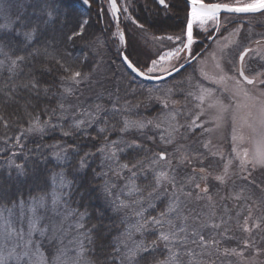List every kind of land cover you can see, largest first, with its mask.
I'll return each mask as SVG.
<instances>
[{"label": "snow or ice", "instance_id": "obj_1", "mask_svg": "<svg viewBox=\"0 0 264 264\" xmlns=\"http://www.w3.org/2000/svg\"><path fill=\"white\" fill-rule=\"evenodd\" d=\"M62 3L0 0V13L9 18L0 23V124L5 132L16 124L20 133L15 139L21 149V137L60 133L61 141L48 147L57 165L70 170L73 180L76 174L91 171L93 160L101 161V170L94 174L103 179L98 191L107 210L120 214L126 227L118 243L101 246L97 254L93 237L102 238V233L94 232L95 225L86 227V209H67L72 181L64 171L57 172L51 196L31 198L27 213L22 197L11 201L18 209L15 213L0 203L3 247L11 245L7 256L0 254V264L13 259L15 264H109V258L118 259L119 264H257L256 257L264 255V179L258 178L264 176V63H260L264 53L259 47H245L234 59L230 44L219 43L227 37L211 32H220L221 10L264 12V0L235 5L190 0L191 11L181 35L152 36L153 41L172 42L174 48L158 51L143 69L130 54H121L133 79L176 78L177 73L192 69L185 78L187 92L182 90L185 81L180 88L147 92L145 99L160 110L152 119L135 111L139 104L127 99L121 103L115 92L97 91L95 98L82 99L86 89L100 85L99 65L89 63L86 55H71L76 45L88 40L84 31L88 22L69 26ZM158 3L164 10L171 7L166 0ZM109 4L113 17L119 19L123 13L147 35L144 23L129 14L128 4L118 6V0ZM82 5L90 7V0H82ZM26 6L31 14H25ZM209 22L207 38L217 47L211 53L197 54L194 24L204 28ZM117 36L125 43L123 33ZM249 53L252 57L245 62ZM205 57L214 63L216 75L210 77L204 71ZM205 81L216 87L206 86ZM241 107L250 109V119L251 109L258 112L253 122L245 120L247 135L238 131ZM226 123L234 156L214 172L213 158L224 161L225 154L213 137ZM112 132L120 134L117 139L109 140ZM253 136L257 138L250 153L241 146ZM149 141L164 147L152 150ZM12 155L22 157L20 162L9 161L17 179L35 173L39 160L23 153ZM8 175L11 178L13 172ZM6 195L0 188V201ZM42 212L53 216L46 221Z\"/></svg>", "mask_w": 264, "mask_h": 264}, {"label": "trees", "instance_id": "obj_2", "mask_svg": "<svg viewBox=\"0 0 264 264\" xmlns=\"http://www.w3.org/2000/svg\"><path fill=\"white\" fill-rule=\"evenodd\" d=\"M76 1L79 2V0H65V2H63V6L60 7L68 17L65 23L71 27L73 23H76L77 25L78 22L87 20L88 23L84 25V31L85 35L88 37V40L84 41L82 44L76 45L72 49L71 55L73 57H81L86 55L88 56L89 63H93V65L98 64L100 65L99 67L108 69L107 75L99 79L100 85L105 87L104 89L107 90L101 91L98 89H91L92 92H90L86 89L85 96L82 99L89 101L95 98L97 91L106 93L115 92L120 97L121 103L127 99L131 100L133 104H139V107L136 108L135 111H138L143 115L146 114V118H149L151 115L149 112H147L148 110H146L147 106L145 107L147 100L145 99L144 92L139 90L138 85L142 83L144 86H150V84L140 82L137 78L133 79L132 83L127 81L130 76L133 78V75L130 74L124 65L122 66L123 68L118 66L119 55L122 51L117 42L115 43L111 37L113 32L109 31L115 28L114 24L109 22L106 16L104 17L106 18V22L108 21L107 23H109V27L105 28L102 24V10L103 13L107 12L106 7H103L104 3L102 5L100 4L97 10L92 9L82 16L83 13H81V11L79 12L76 8ZM90 1L95 2L93 0ZM144 2V5H141L142 3L138 4L136 18L140 23H144L146 31L152 36H177L186 30L188 9L183 0H167V2L171 5L169 10L159 9L153 0H145ZM147 7L149 10H152L148 12L145 9ZM29 8L30 7H28L26 10ZM30 13L26 12L25 14L27 15ZM146 13L149 15L152 14V16L149 17ZM104 30H107V32ZM123 30L128 41V54H130L131 59H133V61L143 69V66L149 63L151 60L150 54L145 49H143L139 42L135 39L133 31L135 29L133 27H123ZM203 36L204 35L199 32L195 31L194 33L195 39L209 43L210 39H207V37L202 38ZM101 42H104V44H101ZM198 42L193 46V50L197 54L204 48V46ZM109 43H112L114 47H110ZM111 62L112 65L110 67L105 65V63L109 64ZM119 68H122V71L118 72ZM186 73L183 75L180 74L176 78L172 79L171 82H174L180 78L182 79ZM4 76L6 77L7 73H5ZM2 83L3 79H0V84ZM94 85L92 88H96ZM94 91L95 94H92ZM8 112L10 113L11 109H9ZM5 115L6 118L11 119V117L8 116V113ZM16 123L23 122L17 121ZM24 126L27 127V124L24 123ZM89 131L92 130L90 129ZM19 133L20 129L15 123L11 124L6 132L3 125H0V188H2L4 192L8 193V195H6L4 200L0 201V203L6 205L9 209L15 208L11 201H14L17 197H22L25 204L30 202L31 198L33 197H39L41 195L48 196L52 191L51 178L58 171L55 170V164L57 163L54 164V162H51L53 150L48 146L61 141L60 133L52 132L43 137H21V141L24 144L23 149H21L16 143L15 138L19 136ZM93 135H95L94 132ZM119 135L120 134L118 132H112L109 136V140H113L114 138L116 139ZM6 138L7 143H5ZM88 147L90 150L94 151V149L91 148V145ZM148 147L152 150H161V145L152 144L151 141L148 142ZM14 152L30 155L33 159L40 161L39 166L36 168L34 174L17 179L14 170L9 167V161L11 159H16L17 162H20L22 157H13L12 153ZM100 164L101 161L93 160L92 170L87 173L76 174L77 178L75 180L72 179L71 175H68V171L70 170L63 169L64 172H67L68 179L72 181V187L70 191L71 202L74 205L72 208L77 209L80 212H84L86 209L88 214L86 220L84 221L86 227L90 228L95 225L96 228L94 229V232L102 233V238L97 236L93 237L95 240L97 254L100 253L101 246L109 248L110 246L118 243V238L124 231L122 222L120 220V214L107 210L108 206L104 200L102 192L98 191V189H100L103 185V179L99 175L94 176V174L99 173L101 170ZM5 165L7 169L6 171H3L2 169ZM93 166H95L96 169ZM9 172H13L11 178L8 175ZM258 178L264 179V176H259ZM70 197L68 201H70ZM101 209H104L103 215H99ZM232 246H236L234 242ZM256 262L257 264H264V255L256 257ZM109 264H119V260H112L109 258ZM217 264H219V262H217Z\"/></svg>", "mask_w": 264, "mask_h": 264}, {"label": "rangeland", "instance_id": "obj_3", "mask_svg": "<svg viewBox=\"0 0 264 264\" xmlns=\"http://www.w3.org/2000/svg\"><path fill=\"white\" fill-rule=\"evenodd\" d=\"M142 1H145V0H121V3H122V6L125 4H128V6H129L128 12L133 17V12H135L137 10L138 4L142 3ZM63 2H65V0H63ZM238 2L249 3V2H252V0H238ZM75 3L77 4L78 2L76 1ZM62 6H63V3L61 4V7ZM27 8L28 7L26 6V9ZM76 8L81 9V6H79V4H78L76 6ZM26 12H27V10H26ZM102 12H103V10H102ZM108 13L110 14L111 12H108ZM123 19H124V21L129 22V20L127 19V17L124 14H123ZM219 19H220V23H221L220 32L216 33L213 31V32H211V35L217 36V37H220V36L227 37V40L219 39V43L220 44H225V43L230 44V46L232 48V57L234 59H238L239 54L243 51V49L245 47H251L253 49L259 47L261 53H264V15H261L260 17H254V18L247 19L246 21H248V23H249L247 26H245V25L244 26H241V25H236V26L234 25L233 26L232 25V19L233 18H230V17H219ZM8 20H9V18L7 16H4L2 13H0V23H7ZM104 20H106L105 17H104ZM107 22H106V27H109V25H108L109 23H107ZM132 27L135 29V30H133L135 39L139 42L140 46L150 54V59L154 58L158 51L159 52H166V51H169L175 47V45L169 41H163L162 43L157 42V41H153L152 35L150 33L147 32V35H145L143 30H141L135 26H132ZM205 29L211 30V23L210 22L205 24L204 28H201L198 23L194 24V30L196 32H199V33L204 35L202 38L208 37V35H209V31H205ZM113 34H116V32H113ZM113 38H114V36H113ZM257 41L260 42L259 45L256 43ZM101 44H104V42H101ZM109 45H110V47H114V45L112 43H109ZM216 47H217V45L214 44L212 41V44L209 46V50L207 52L211 53V51H213ZM111 49H114V48H111ZM250 57H252V53L249 54V56L246 58L245 62H248ZM205 59L207 60V64L205 66L204 71L210 77L216 75L217 70L214 66V63L210 59H208L207 57H205ZM260 63H264V60H261ZM254 66H258V65H254ZM122 68H119L118 72L122 71ZM191 72H192V69H190L184 75V77L182 79L180 78L174 82H170L167 84L161 83L159 85H150V86L145 85L144 86L141 83L138 85L139 90H142L144 92V95L146 96V94L149 90L168 89V88H172L174 86L177 88H180L181 82L185 81V78L188 77L191 74ZM107 73H108V69H104L103 67H99V69L97 71L98 79H101ZM127 81H130L132 83L133 78H131V76H130V78H128ZM204 83L206 86L216 87L215 85H210L209 82H207V81H205ZM228 84L230 87L232 86L231 82H228ZM94 86L96 88H91V89H98L101 91L107 90V89H104L105 87H103V86L101 87V85L95 84ZM248 87L250 88L251 86H248ZM91 89H87V90L92 92ZM182 90L184 92H187L189 90V85L186 81L183 84ZM92 94H95V91ZM84 101H86V100H84ZM241 103H243V101H241ZM145 107L147 108L146 110H148L147 112H149V114L151 115V116H149V118H146V114L143 115L146 119L154 118L155 116H157V114L160 111L158 106L154 102H148L147 101V103H145ZM249 111H250V109L245 108V107H241L239 109V112H238V119H237L238 131L240 129H242L245 135H247L249 132V129H248L247 125L245 124V120H247L248 123H251V122H253V120L258 118V112L256 109H251V113H252L251 119L249 118V115H248ZM256 138L257 137L253 136L251 138V141L245 142L241 147L247 148L249 150V152L251 153V151L254 148V143L252 141H254ZM213 143L217 146V148L220 151H223L225 154V160L224 161H220L218 158H213L212 164H213V171L215 172V171H219L222 168L223 163H225L228 158H230L231 156H234V154L231 153V147L233 146L231 144V129L227 123L225 124L224 128L218 130V132L214 135ZM156 144L161 145V149L164 147L158 141H157V143H155V145ZM213 150H217V149H213ZM234 163H238V162H234ZM58 172H60V171H58ZM55 174L51 178L52 181H53ZM65 176L68 179L67 172H65ZM120 183H123V182L121 181ZM209 183H213V182L210 181ZM53 191H54V187H53V183H52V191L48 195L49 197L51 196ZM70 191H71V189H70ZM69 197H70V193L67 195L66 207L69 211H71V210H73L72 206H74V205L71 202V197H70V201H68ZM29 204H30V202L24 204V211L26 213L28 212ZM11 210L14 213L18 211V209H16V208H13ZM42 215H45L46 221L48 219H51L53 216V214L51 212H47V213L42 212ZM70 219L74 221L76 218L71 217ZM120 220H121L122 226L125 230L126 225L122 221L121 215H120ZM74 234L75 233H72V235H74ZM4 237H5L4 221L2 218H0V254L7 256L8 251L11 250V245H9L7 249H5L3 247L2 242L4 240ZM18 253H19V250H17V254ZM9 264H15V260L14 259L11 260L9 262Z\"/></svg>", "mask_w": 264, "mask_h": 264}, {"label": "bare ground", "instance_id": "obj_4", "mask_svg": "<svg viewBox=\"0 0 264 264\" xmlns=\"http://www.w3.org/2000/svg\"><path fill=\"white\" fill-rule=\"evenodd\" d=\"M93 1H95V2H91L90 1V7L89 6H84V5H82V0H79V2L76 4V5H78L79 4V6H81V9L80 8H78V11L80 12L81 11V13H83L82 14V16H84L86 13H88L90 10H92V9H95V10H97V8H98V6H100V4L102 5L103 3H104V5H103V7H106V11L107 12H102L101 13V16H102V24H103V26L106 28V20H104V16H106L107 18H108V21L109 22H111L112 24H114V30H109V31H111V32H116V34H111V37H112V39L115 41V43L117 42V44L119 45V47L121 48V54L122 53H127L128 54V52H127V48H128V41H127V37H126V35H125V32H124V30H123V27L125 28H127L128 26H130V27H132V26H135L136 27V25H134L133 23H131V21L129 20V22H126V21H124V19H123V13L120 15V19H119V21L117 22V20H116V18L115 17H113V15H112V11H111V9H110V6H109V3H108V0H93ZM105 1H106V3H105ZM154 1V3H155V5L159 8V9H161V10H164L163 9V7H161V5H159V3L158 2H156L155 0H153ZM166 2H167V0H166ZM105 4H107V5H105ZM145 4V2L144 1H142V4L141 5H144ZM118 6H121L122 7V3H121V0H118ZM187 6V5H186ZM148 12H150L151 10H149L148 9V7L147 8H145ZM32 11V9L31 8H29L28 10H27V13H30ZM108 12H111L110 14L108 13ZM31 14V13H30ZM147 14V13H146ZM149 17H151L152 16V14L151 15H149V14H147ZM232 17H240V18H243V17H254V15L253 16H235V15H231ZM133 18L134 19H137L136 18V11L135 12H133ZM80 23H83V22H81L80 21ZM76 25V23H73L72 24V27H74ZM118 26H119V28H118ZM119 29L120 30H122L123 32H124V35H125V43H121L119 40H118V36H117V32H119ZM105 32H107V30H104ZM113 36H114V38H113ZM199 41V42H198ZM197 42L198 43H200L201 45H203L204 46V48H203V50H201L198 54H201V53H204V52H206V51H208V50H206L207 48H208V46L210 45V42L209 43H206V42H202V41H200V40H197ZM121 54L119 55V64H118V66H123V63H122V61H121ZM139 55H142V54H139ZM138 55V56H139ZM105 65H107V66H111L112 65V62L111 63H109V64H106L105 63ZM100 66V65H99ZM125 67V66H124ZM190 68V67H189ZM191 69V68H190ZM190 69H188V70H190ZM107 74H105V76H106ZM180 74H178L177 76H179ZM176 76V77H177ZM172 79H174V78H170V79H168V80H166V81H164V82H161L162 84H167V83H170L171 82V80ZM140 82H142L140 79H138ZM145 83V82H144ZM161 83H156V84H161ZM148 84V83H147ZM1 125V124H0ZM52 163L54 162V164L56 163V161H55V159H54V157L52 156V161H51ZM56 165V169L55 170H58V171H64L59 165H57V164H55ZM4 168L2 169L3 171H6V165L5 166H3ZM93 167H95V166H93ZM100 167H102V163L100 164ZM95 169H96V167H95ZM57 171V172H58ZM64 174H65V172H64ZM124 232V231H123Z\"/></svg>", "mask_w": 264, "mask_h": 264}, {"label": "flooded vegetation", "instance_id": "obj_5", "mask_svg": "<svg viewBox=\"0 0 264 264\" xmlns=\"http://www.w3.org/2000/svg\"><path fill=\"white\" fill-rule=\"evenodd\" d=\"M185 5H187V9H188V17H189V13L191 11V6L190 4H188L185 0H183ZM205 3H227L229 5H235L236 3H238V0H204ZM261 15H264V14H261ZM261 15H258V16H254V17H260ZM226 17H230V18H233L232 19V25L236 26V25H241V26H247L249 23L248 21H246L247 19H250V18H254V17H243V18H240V17H232V16H226Z\"/></svg>", "mask_w": 264, "mask_h": 264}, {"label": "water", "instance_id": "obj_6", "mask_svg": "<svg viewBox=\"0 0 264 264\" xmlns=\"http://www.w3.org/2000/svg\"><path fill=\"white\" fill-rule=\"evenodd\" d=\"M156 2H158V0H155ZM188 4H190V0H185ZM108 3H109V0H108ZM109 6H110V4H109ZM190 6H191V4H190ZM161 7H163V6H161ZM111 9V8H110ZM112 11V10H111ZM262 13H264V12H258V13H249V14H233V13H227L226 11H224V10H221V12L218 14L219 16H221V15H235V16H253V15H259V14H262ZM120 19V18H119ZM119 19H116L117 20V22L119 21ZM118 28H119V26H118ZM119 33H123L124 34V32L122 31V30H120L119 29ZM125 36V35H124ZM250 54V53H249ZM245 59H246V57H245ZM178 74H180V73H177L176 74V76L178 75ZM132 75H134V74H132ZM137 79H140L142 82H145V83H148V84H156V83H161V82H164V81H166V80H168V79H170V78H173V77H171V76H169V77H167V79H163V80H146V79H143V78H141V77H136Z\"/></svg>", "mask_w": 264, "mask_h": 264}]
</instances>
